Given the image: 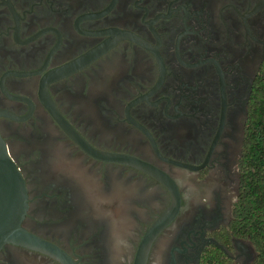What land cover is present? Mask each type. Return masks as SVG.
<instances>
[{
    "label": "flooded vegetation",
    "instance_id": "flooded-vegetation-1",
    "mask_svg": "<svg viewBox=\"0 0 264 264\" xmlns=\"http://www.w3.org/2000/svg\"><path fill=\"white\" fill-rule=\"evenodd\" d=\"M263 66L264 0H0L20 225L57 249L5 243L0 264H252L233 221Z\"/></svg>",
    "mask_w": 264,
    "mask_h": 264
},
{
    "label": "trees",
    "instance_id": "trees-1",
    "mask_svg": "<svg viewBox=\"0 0 264 264\" xmlns=\"http://www.w3.org/2000/svg\"><path fill=\"white\" fill-rule=\"evenodd\" d=\"M240 168L233 229L253 245L252 264H264V66L249 97Z\"/></svg>",
    "mask_w": 264,
    "mask_h": 264
},
{
    "label": "water",
    "instance_id": "water-1",
    "mask_svg": "<svg viewBox=\"0 0 264 264\" xmlns=\"http://www.w3.org/2000/svg\"><path fill=\"white\" fill-rule=\"evenodd\" d=\"M168 187L172 192L173 203L157 221L158 228L164 225L178 208V195L171 181H168ZM26 206L24 181L9 157L0 136V248L10 242L55 255L57 249L53 245L33 236L21 227ZM158 228H153L152 231H157Z\"/></svg>",
    "mask_w": 264,
    "mask_h": 264
},
{
    "label": "clouds",
    "instance_id": "clouds-1",
    "mask_svg": "<svg viewBox=\"0 0 264 264\" xmlns=\"http://www.w3.org/2000/svg\"><path fill=\"white\" fill-rule=\"evenodd\" d=\"M50 163L53 167V170H56L57 168L56 159L53 158L50 161ZM70 175L71 178L74 180V182L77 185H79L85 191V193L89 195V198L91 199V189H90L91 178L89 177V175L83 170H76V169H73L70 172ZM125 247H128V245L125 244ZM155 264H163L162 257L158 258Z\"/></svg>",
    "mask_w": 264,
    "mask_h": 264
}]
</instances>
